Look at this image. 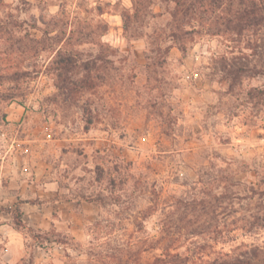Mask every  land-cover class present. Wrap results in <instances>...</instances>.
Returning <instances> with one entry per match:
<instances>
[{
	"label": "rangeland",
	"instance_id": "1",
	"mask_svg": "<svg viewBox=\"0 0 264 264\" xmlns=\"http://www.w3.org/2000/svg\"><path fill=\"white\" fill-rule=\"evenodd\" d=\"M213 14L0 0V264L264 256V29Z\"/></svg>",
	"mask_w": 264,
	"mask_h": 264
},
{
	"label": "trees",
	"instance_id": "2",
	"mask_svg": "<svg viewBox=\"0 0 264 264\" xmlns=\"http://www.w3.org/2000/svg\"><path fill=\"white\" fill-rule=\"evenodd\" d=\"M198 2L202 0H196V3ZM205 2L207 12L215 15V24L223 26L226 31H231L234 35L238 36L251 28L264 29V0H205ZM198 9L196 7V10ZM205 13L206 11L199 12L194 20L199 22L205 18L203 17ZM193 32L195 30L185 31L182 35H190ZM251 249L241 251L236 248L210 260L193 259L188 255L170 253L169 249H164L163 256L168 257L169 261L160 258V262L166 264H264V256H261L260 251L256 248Z\"/></svg>",
	"mask_w": 264,
	"mask_h": 264
}]
</instances>
